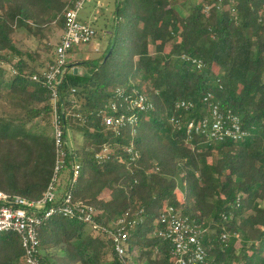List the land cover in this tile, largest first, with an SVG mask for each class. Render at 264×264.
<instances>
[{"label": "trees", "instance_id": "1", "mask_svg": "<svg viewBox=\"0 0 264 264\" xmlns=\"http://www.w3.org/2000/svg\"><path fill=\"white\" fill-rule=\"evenodd\" d=\"M76 1L0 0V190L9 195L37 201L53 178L55 144L42 130L51 128L53 113L44 73L57 47L50 38L54 29H65ZM228 5L230 0H116L100 57L69 64L80 70L65 75L59 107L74 149L59 191L70 189L75 201L92 206L103 230L62 216L50 219L39 229L44 264H175L173 245L157 234L169 207L205 231L201 239L212 263L264 264V0H234V12ZM27 29L36 49L16 41ZM138 95L151 108H120L137 122L118 134L108 128L103 117L111 104ZM209 95L222 113L240 117L244 141L188 142L186 125L206 114ZM183 102L193 107L178 108ZM105 146L111 157L98 161ZM75 162L81 172L70 188ZM122 218L142 220L127 226L124 262L105 231ZM24 257L20 236L0 234V264H24Z\"/></svg>", "mask_w": 264, "mask_h": 264}, {"label": "built area", "instance_id": "2", "mask_svg": "<svg viewBox=\"0 0 264 264\" xmlns=\"http://www.w3.org/2000/svg\"><path fill=\"white\" fill-rule=\"evenodd\" d=\"M91 0H77L66 12V27L55 50L54 63L44 73L46 84L51 90L52 98V137L55 144V166L53 178L42 197L37 201H31L18 195H9L0 190V234L15 233L20 236L22 247L25 251L24 264H44L39 258V229L50 219L62 216L71 221L83 222L96 232L103 228L97 224L94 217L96 211L92 206L74 200L70 189L61 194L60 177L67 160L72 154L71 146L67 140L68 130L65 124V115L59 107V88L65 75L70 71L77 73L79 67H69V52L75 47L91 43L96 30L90 24L80 19V13L85 4ZM230 0L227 10L234 12ZM210 7L205 12L208 13ZM2 68L9 75H15L16 71L11 66L3 65ZM33 80H37L34 77ZM207 105L206 114L199 119H193L186 125L188 142H195L203 137L199 145L217 143L231 140L241 142L246 139L248 133L243 130L241 119L237 115L222 113L218 104L212 103V96L204 98ZM125 107L127 111H146L151 108L143 95L125 97L124 103L114 102L110 111L103 117L105 125L117 134L127 126L134 125L137 120L135 114H119V109ZM191 103H181L178 108L189 109ZM131 154L132 149H128ZM112 151L105 146L96 155L98 161L110 159ZM135 157H139L135 154ZM72 178L70 188L77 182L81 164L72 165ZM142 220L127 221L122 218L114 230L108 231L113 239V246L118 257L123 261L128 251L129 233L127 226L132 228L141 223ZM161 229L157 231L159 237L168 240L173 245L176 256L175 264H214L209 260L208 250L203 245L201 236L205 233L196 223L181 210L169 207L160 218ZM124 262V261H123Z\"/></svg>", "mask_w": 264, "mask_h": 264}, {"label": "rangeland", "instance_id": "3", "mask_svg": "<svg viewBox=\"0 0 264 264\" xmlns=\"http://www.w3.org/2000/svg\"><path fill=\"white\" fill-rule=\"evenodd\" d=\"M109 4L106 6V8H102V13L98 12V7L96 5V0L88 1L83 10L80 13V19L81 21H88L93 20L95 16H98V19L96 23L94 24L97 36L94 38V40L89 44H84L78 47H75V52L73 55H70L69 60L70 63L78 64L83 61H90L94 60L100 57L102 52L105 50L107 43H108V37L110 36V32L113 30L114 26V11H115V3L116 0H109ZM229 7V5H228ZM227 7V8H228ZM100 10V9H99ZM62 35V31L59 29H54V33L51 36V45L54 47L57 45L60 41ZM17 43L23 47V49H36L37 47V39L32 36V30L27 29L26 31L20 33L16 39ZM96 49H99L100 51H96ZM51 56H53V53H50ZM82 72L85 71L83 68H81ZM1 113V111H0ZM47 135H52L51 128L49 129H42ZM81 138H77V145L80 146ZM178 181L180 182L179 189H178V196L180 199H183L185 196V190L181 183V177H178ZM260 202V201H258ZM263 204V203H261ZM237 247L241 246L240 242H237Z\"/></svg>", "mask_w": 264, "mask_h": 264}, {"label": "crops", "instance_id": "4", "mask_svg": "<svg viewBox=\"0 0 264 264\" xmlns=\"http://www.w3.org/2000/svg\"><path fill=\"white\" fill-rule=\"evenodd\" d=\"M109 0H96V5H97V7H98V12L99 13H102V11H103V9L104 8H106V6L109 4V2H108ZM103 8V9H102ZM100 9V10H99ZM97 20H99L98 19V16H95L94 18H93V20H88V21H84V20H82V22H84V23H87V24H90L91 26H93L94 28H95V26H94V24L96 23V21ZM95 30H96V28H95ZM96 33H97V31H96ZM96 51L98 52V51H100L99 49H96ZM51 131H52V129H51ZM71 138V134H69V139ZM70 142H71V146H72V148L74 149V143L70 140ZM80 142H81V140H80Z\"/></svg>", "mask_w": 264, "mask_h": 264}]
</instances>
